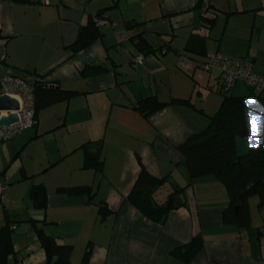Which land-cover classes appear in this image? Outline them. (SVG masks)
<instances>
[{"label":"crops","instance_id":"1","mask_svg":"<svg viewBox=\"0 0 264 264\" xmlns=\"http://www.w3.org/2000/svg\"><path fill=\"white\" fill-rule=\"evenodd\" d=\"M91 21L99 37L74 51ZM216 55L249 58L264 77V0H0V79L74 93L0 142L8 264H45L37 229L71 246L73 264H264L258 198L247 200L248 228L223 224L225 188L213 176L191 181L178 150L207 129L225 98L244 99L249 135L236 140L237 155L264 149L260 93L242 82L221 93L217 74L201 68ZM150 97L183 103L144 118L134 106ZM94 145L102 172L83 166ZM141 168L165 180L153 194L159 204L182 190V206L160 222L126 201ZM34 187L46 193L44 209L32 203ZM74 187H89L92 199L59 191ZM195 237L203 247L188 263L170 255Z\"/></svg>","mask_w":264,"mask_h":264},{"label":"trees","instance_id":"2","mask_svg":"<svg viewBox=\"0 0 264 264\" xmlns=\"http://www.w3.org/2000/svg\"><path fill=\"white\" fill-rule=\"evenodd\" d=\"M98 37V28L91 21L90 31L79 37L73 47L74 51L92 43ZM32 87L35 97V121L39 110L74 95L72 92L56 90L53 86L36 84ZM258 98L264 102V93H260ZM176 103L183 102L173 100L169 103H160L155 97H150L137 101L134 107L144 118H148L167 105ZM248 135L244 99L225 98L222 107L212 118L207 129L178 146L179 152L185 157L191 181L213 176L223 185L230 202L222 214V222L237 228L250 226L248 198L256 196L258 198L257 207L264 208V149L250 150L242 156L237 155L236 152V140ZM102 165L100 146L94 145L84 149V168H93L97 172H102ZM252 181H255L254 186L237 205L241 192ZM164 182V179H158L141 168L126 201L148 221L160 222L173 209L176 196L182 193V190H174L163 204L156 203L153 200V194L162 187ZM59 191L69 197L88 196L89 200L92 199L89 187H74ZM30 198L37 208H45L46 193L42 187H34ZM100 205L98 207L103 209ZM236 206L239 207L237 214L235 213ZM6 229H8L7 225L0 229V264H8V257L12 255L10 233ZM36 234L45 254V264H73L71 246L58 244L40 229L36 230ZM202 247V240L195 237L189 244L174 249L170 255L183 263H188ZM87 259L88 252L85 253L83 262Z\"/></svg>","mask_w":264,"mask_h":264},{"label":"built area","instance_id":"3","mask_svg":"<svg viewBox=\"0 0 264 264\" xmlns=\"http://www.w3.org/2000/svg\"><path fill=\"white\" fill-rule=\"evenodd\" d=\"M95 24L101 26L103 22L97 19ZM141 61L142 58L138 56L136 62ZM201 68L206 73L217 74L215 81L219 91L223 94L228 93L237 82H242L246 87L264 93V77L257 76L252 72V61L249 58L216 55L204 62ZM0 96H8L16 100L19 105L16 112H0V117L16 114L18 118L17 122L7 129L0 127V142H5L23 130L35 126L34 89L30 84L20 79L5 77L0 79ZM3 191L4 188L0 185V198Z\"/></svg>","mask_w":264,"mask_h":264},{"label":"water","instance_id":"4","mask_svg":"<svg viewBox=\"0 0 264 264\" xmlns=\"http://www.w3.org/2000/svg\"><path fill=\"white\" fill-rule=\"evenodd\" d=\"M19 109L18 102L12 98H9L8 96H0V112H16ZM18 120L16 114H8L7 116H1L0 117V127H3L4 129H7L10 125L16 123ZM255 181H252L240 194V196L237 199V205L242 201L243 197L248 193V191L254 186ZM183 198L182 196H178L175 198V202L173 205V209L177 210L179 209L183 204ZM239 210V207L236 206L235 212L237 213Z\"/></svg>","mask_w":264,"mask_h":264},{"label":"rangeland","instance_id":"5","mask_svg":"<svg viewBox=\"0 0 264 264\" xmlns=\"http://www.w3.org/2000/svg\"><path fill=\"white\" fill-rule=\"evenodd\" d=\"M159 197V196H158ZM257 199V197L256 196H252V197H250L249 198V203H251L252 201H254V200H256ZM155 201H156V203H161V199H159V198H155ZM159 201V202H158Z\"/></svg>","mask_w":264,"mask_h":264}]
</instances>
